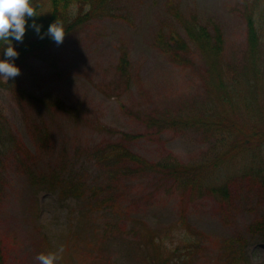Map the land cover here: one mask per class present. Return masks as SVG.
Segmentation results:
<instances>
[{"label": "rangeland", "instance_id": "374dc122", "mask_svg": "<svg viewBox=\"0 0 264 264\" xmlns=\"http://www.w3.org/2000/svg\"><path fill=\"white\" fill-rule=\"evenodd\" d=\"M261 11L264 26V0H110L108 14L29 56L17 77L0 82V106L29 151L7 166L0 198L3 264H38V254L60 247L58 264H143L138 242L148 230L176 259L179 247L188 264H264V167H254L251 158L211 178L229 185L227 200L151 174L119 181L123 201L105 203L99 192L92 198L102 170L87 151L121 138L151 161H210L212 139L182 120L230 110L221 98L234 85L263 103V89L257 93L245 79L253 75L247 17ZM193 18L221 28L220 62L189 40L185 26ZM173 31L190 45L180 60L168 49ZM213 66L222 74L221 89ZM85 175L86 193L78 199L70 188ZM238 246L243 259L234 255Z\"/></svg>", "mask_w": 264, "mask_h": 264}, {"label": "trees", "instance_id": "16d2710c", "mask_svg": "<svg viewBox=\"0 0 264 264\" xmlns=\"http://www.w3.org/2000/svg\"><path fill=\"white\" fill-rule=\"evenodd\" d=\"M109 2L110 0H32L38 16L28 18L23 42L12 41L19 52L14 63L20 67L29 56L43 52L55 43L46 35L49 26L55 21L62 24L66 37L87 21L108 14L107 4ZM262 16L263 11L259 17H255V14L247 17V41L249 44L246 53L252 62L253 75L245 76V79L248 83L254 81V84L249 86H254L252 89H255L257 93H260L261 89L264 91V66L260 64V60H264V26L260 21ZM33 21L42 25L40 35L31 27ZM185 32L201 53L208 56L213 63L220 62L223 54L224 36L218 25L210 29L193 18L186 22ZM170 42L172 44H168V49L172 54L175 53V56L173 54L174 58L183 59L186 56V51L189 52L188 40L179 32L171 33ZM3 50L4 45L0 44V59L7 58L4 56ZM128 63V59L124 55L120 62L123 70H126ZM213 67L218 72L216 87L221 89L225 85L222 74L218 66ZM246 69L248 70L247 67ZM0 82H4L2 77H0ZM213 82L212 80V85ZM223 94L221 99H226L225 102L230 103V110L224 109L219 116L215 117L191 116L182 120L187 127L202 129L212 139L211 149L212 152H215L208 159L210 161L187 164L177 159H171L155 162L130 149L126 146L127 141L124 139L101 142L87 148L91 159L94 160V165L99 166L102 170V174L93 180L95 182L90 187L94 192H92V198H95V193L99 192L102 197L101 200L99 199L100 202H122L125 193L118 185L119 181L129 182L152 174L154 178L160 176L164 180H173L176 185L191 192H209L220 196L223 200L229 199L231 197L229 185L217 183L211 178L224 168L232 164L238 166L239 162L241 164L243 160L249 158L252 159L254 167L260 169L264 167V99H261L263 103L252 102L245 98L246 95L239 94L236 85ZM234 95L240 97L237 102L232 99ZM242 109L245 110L241 111ZM231 111L234 115L230 113ZM238 112L241 114L237 115ZM176 122L175 125L178 124V121ZM128 136L129 134L125 133L124 137L128 138ZM25 154L29 155V151L14 132L7 115L0 106V198L6 185L7 166L12 161L22 162V157ZM86 177V175L82 176L81 183L71 185V193L78 199L85 196ZM262 177L264 179V175ZM107 205L113 207V205ZM182 216L184 217L183 214ZM157 235L148 230L144 243L138 242L142 249L140 258L143 264H188L187 260L181 261L179 247L174 248L179 257L176 259L171 256L168 249H164L163 241L156 239ZM190 246L189 244L187 247L190 248ZM236 249L241 251L235 252L234 255L243 259L244 247L238 246ZM191 256L192 254L187 252V257L191 258ZM1 258L0 254V264H3Z\"/></svg>", "mask_w": 264, "mask_h": 264}, {"label": "clouds", "instance_id": "9594fccd", "mask_svg": "<svg viewBox=\"0 0 264 264\" xmlns=\"http://www.w3.org/2000/svg\"><path fill=\"white\" fill-rule=\"evenodd\" d=\"M38 14L32 4V0H0V44L4 45V56L6 59H0V77L5 82L15 78L20 74L21 69L14 63L19 56L18 50L12 41L23 42L26 32L28 18L36 17ZM31 27L38 35L42 25L33 21ZM57 44H61L65 37V31L62 24L57 21L52 23L46 33ZM43 38V35H41ZM64 248L60 247L57 251L40 253L36 256L38 264H58L62 258Z\"/></svg>", "mask_w": 264, "mask_h": 264}]
</instances>
